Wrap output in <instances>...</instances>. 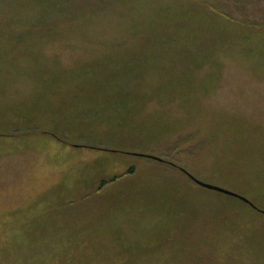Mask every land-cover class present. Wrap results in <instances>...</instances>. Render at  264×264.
Returning a JSON list of instances; mask_svg holds the SVG:
<instances>
[{
    "label": "rangeland",
    "instance_id": "rangeland-1",
    "mask_svg": "<svg viewBox=\"0 0 264 264\" xmlns=\"http://www.w3.org/2000/svg\"><path fill=\"white\" fill-rule=\"evenodd\" d=\"M107 7L43 50L0 51V264L237 262L231 246L216 253L215 228L197 221L206 205L233 232L264 234V202L253 193L264 188V70L240 57L243 30L228 22L264 30V0ZM211 17L220 23L209 43ZM225 25L234 40L241 33L236 52H221L230 58L220 68L187 63L184 53L226 38ZM163 33L168 53L157 50ZM31 52L57 58L45 66L61 76L40 69ZM117 64L120 72L99 70L97 84L67 78ZM256 134L261 141L251 146ZM182 170L259 210L201 190ZM243 248L242 257L264 255L257 242Z\"/></svg>",
    "mask_w": 264,
    "mask_h": 264
},
{
    "label": "trees",
    "instance_id": "trees-1",
    "mask_svg": "<svg viewBox=\"0 0 264 264\" xmlns=\"http://www.w3.org/2000/svg\"><path fill=\"white\" fill-rule=\"evenodd\" d=\"M114 0H0V51H3L4 47H18L19 45H33L36 49L40 47L42 50L48 46L50 42L58 41L65 36H70L75 34L72 32L73 27H77L75 29L81 28V23L84 21L87 22L88 20H92L96 17H100L98 12L105 11L109 9V7L104 8L106 4L111 5ZM116 2L118 0H115ZM212 14L215 13L210 11ZM218 14V13H217ZM210 26L208 29L209 35V43L212 42L214 37V26L216 28L219 27V21H215L214 19L209 18ZM229 23L233 22V27L242 28L243 30V44H240V50H237V53L240 57H243L249 64L254 68V71L259 74L262 70H264V30L259 24L250 26L245 25L246 23L239 22L237 19H231L228 21ZM226 26L222 27V31L225 30L227 35L226 38L222 40H217L216 45L207 44L206 47L200 49L199 45L195 48L197 51L193 54V51L189 54H183V58L186 59L187 63H196L199 62L200 68L205 65V63L209 60V63H214L211 68H220L221 64L224 63L229 56L227 57H220L221 52L231 51L234 52L235 49H231L237 45L235 41L240 38V32L236 39L234 40L232 36L228 34L226 31ZM75 31V30H74ZM167 36L166 33H163L159 36L158 40V53H168L166 47L167 44ZM217 37V35H216ZM252 38V39H250ZM167 41V42H166ZM238 43V42H237ZM242 43V40H241ZM9 44H13L9 46ZM153 44V43H152ZM150 45V48L152 46ZM231 45V46H230ZM248 46V47H247ZM247 47V51L244 49ZM208 52L209 50H213V56L210 55V59H208L206 52L203 53L201 50H205ZM242 50V51H241ZM236 52V51H235ZM227 53V52H226ZM187 55V56H186ZM229 55V54H227ZM30 56L39 64L42 65L40 69L45 70L49 73H59L61 76V71L55 72L50 66H45L47 63H52L53 60L55 61L57 58L47 59L45 55L39 53L36 54L35 52H31ZM126 58V57H124ZM207 59V60H206ZM113 60H119V63H123V57L116 59L113 57ZM128 60V59H127ZM136 63V62H135ZM145 65V64H144ZM104 66V65H103ZM198 66V67H199ZM138 68V67H137ZM97 70H88L84 73L83 71L76 69L74 73L67 77L68 80H72L71 78H75L79 80L80 83H99V75L95 78L97 72L99 70L104 71L107 73L108 69L113 70L114 72H120L118 68V64L113 67H108L105 70L101 66L99 68H95ZM59 70V69H57ZM252 73V71H251ZM211 79L214 78L211 76ZM56 80H59L57 78ZM82 80V82H81ZM210 81V79H209ZM108 80H105V85L107 86ZM191 84V83H190ZM89 85V84H88ZM109 86V84H108ZM91 93V92H90ZM89 93L88 100H91L94 97V93ZM246 123V121H244ZM245 126V125H244ZM243 126V127H244ZM242 127V128H243ZM94 135V134H91ZM252 140V145L260 142V137L256 136L251 137L250 141ZM250 146V147H251ZM133 169L127 171L126 174L118 177L113 182H117L120 179H123L127 175H132ZM241 182V181H240ZM244 182V181H243ZM236 186L240 187L239 182L236 183ZM201 189V188H200ZM203 190V189H201ZM245 189H243V192ZM206 191V190H203ZM242 192V193H243ZM253 193L255 194V199L259 198L264 202V188H253ZM217 194V193H216ZM221 195V194H219ZM244 195V194H243ZM223 197H227L222 195ZM230 198V197H227ZM232 199V198H230ZM236 200V199H234ZM249 200V199H248ZM242 203V202H241ZM244 204V203H243ZM182 205V202L180 206ZM263 206V205H262ZM264 207V206H263ZM251 208V207H250ZM252 209V208H251ZM221 220V216L218 214L217 208H209L208 206L204 205V208L201 210V216L197 221V224L202 226H209L211 229L215 228L216 233L215 236L217 237L215 243L217 244L216 253L222 250L224 245L231 246L233 248L232 253L228 256L231 257L233 261L232 264H264V255L255 256L251 258L242 257L238 250H244V246L252 245L257 242V246L264 248V234L258 233L257 235L247 237L246 235H239L238 233L233 232L228 224ZM172 229L176 230L178 227V222H170ZM179 229V228H178ZM234 230V229H233ZM176 234L178 232L176 230ZM184 239L182 235H178ZM177 239V237H176ZM243 246V247H242Z\"/></svg>",
    "mask_w": 264,
    "mask_h": 264
},
{
    "label": "water",
    "instance_id": "water-1",
    "mask_svg": "<svg viewBox=\"0 0 264 264\" xmlns=\"http://www.w3.org/2000/svg\"><path fill=\"white\" fill-rule=\"evenodd\" d=\"M139 157L141 158H148L150 160H153V161H156V162H160V163H163L164 161L157 158V157H154V156H146V155H138ZM182 172L193 182L194 185H196L197 187H200L206 191H209V192H213V193H217V194H221V195H225L227 197H230V198H233V199H236V200H239L241 201L242 203L250 206L253 210L255 211H258L259 209L257 207L254 206V204L248 200L247 198L239 195V194H236L234 192H231V191H228V190H225L223 188H220V187H217V186H214V185H211V184H207V183H204L200 180H197L196 178H194L191 174H189L187 171L185 170H182ZM261 214L264 215V211H261L259 210Z\"/></svg>",
    "mask_w": 264,
    "mask_h": 264
}]
</instances>
